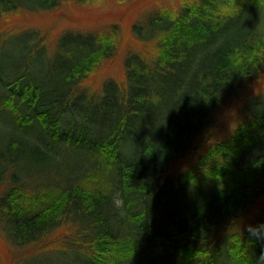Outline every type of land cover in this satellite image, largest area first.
Returning a JSON list of instances; mask_svg holds the SVG:
<instances>
[{
    "label": "trees",
    "instance_id": "16d2710c",
    "mask_svg": "<svg viewBox=\"0 0 264 264\" xmlns=\"http://www.w3.org/2000/svg\"><path fill=\"white\" fill-rule=\"evenodd\" d=\"M102 2L0 0V22ZM69 29L51 45L35 28L0 31L6 245L56 264H256L264 242L246 227L264 208L245 214L264 196V88L214 132L217 109L264 75V0L152 10L130 26L142 48L124 50L121 79L98 88L121 29Z\"/></svg>",
    "mask_w": 264,
    "mask_h": 264
},
{
    "label": "rangeland",
    "instance_id": "374dc122",
    "mask_svg": "<svg viewBox=\"0 0 264 264\" xmlns=\"http://www.w3.org/2000/svg\"><path fill=\"white\" fill-rule=\"evenodd\" d=\"M180 0H103V4H87L74 6L64 4L55 12L22 13L13 15L0 22V31H15L35 28L43 42L54 44L56 35L69 28H100L109 23H116L122 32L123 42L121 51L107 71L91 83L92 87H99L106 78L120 80L122 76L121 60L124 50L128 47L141 49L142 45L130 32V26L134 22L146 20L152 10L161 7H175ZM76 30V29H74ZM22 32V31H21ZM21 32L13 33L14 37ZM8 35V36H11ZM264 88V75L257 78L251 85L240 88L235 95L228 98L218 109V124L215 127L216 136L224 137L231 130L233 120L240 116L243 103L262 91ZM264 208V196L259 203L250 207L245 214V219H251ZM0 233V264H56L55 257L43 255L41 257H27L35 252V249L24 248L22 251L8 247ZM25 256L27 258H25ZM32 258V259H31ZM26 259V260H25Z\"/></svg>",
    "mask_w": 264,
    "mask_h": 264
},
{
    "label": "clouds",
    "instance_id": "9594fccd",
    "mask_svg": "<svg viewBox=\"0 0 264 264\" xmlns=\"http://www.w3.org/2000/svg\"><path fill=\"white\" fill-rule=\"evenodd\" d=\"M113 207L118 211L120 215L125 212V202L121 197L120 193H115L112 197ZM246 231L249 237L264 242V223L253 226L251 224L247 225ZM256 264H264V251L260 253V256L256 260Z\"/></svg>",
    "mask_w": 264,
    "mask_h": 264
}]
</instances>
